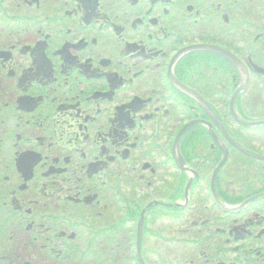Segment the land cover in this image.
<instances>
[{"label":"flooded vegetation","instance_id":"obj_1","mask_svg":"<svg viewBox=\"0 0 264 264\" xmlns=\"http://www.w3.org/2000/svg\"><path fill=\"white\" fill-rule=\"evenodd\" d=\"M243 76L264 121V0H0V264H140L145 210L146 264H264Z\"/></svg>","mask_w":264,"mask_h":264},{"label":"water","instance_id":"obj_2","mask_svg":"<svg viewBox=\"0 0 264 264\" xmlns=\"http://www.w3.org/2000/svg\"><path fill=\"white\" fill-rule=\"evenodd\" d=\"M245 124H247V123H245Z\"/></svg>","mask_w":264,"mask_h":264}]
</instances>
